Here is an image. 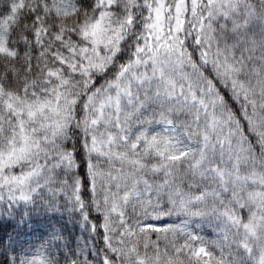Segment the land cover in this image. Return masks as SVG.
I'll use <instances>...</instances> for the list:
<instances>
[{
	"label": "snow or ice",
	"instance_id": "1",
	"mask_svg": "<svg viewBox=\"0 0 264 264\" xmlns=\"http://www.w3.org/2000/svg\"><path fill=\"white\" fill-rule=\"evenodd\" d=\"M0 264H264V0H0Z\"/></svg>",
	"mask_w": 264,
	"mask_h": 264
}]
</instances>
